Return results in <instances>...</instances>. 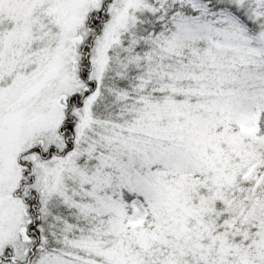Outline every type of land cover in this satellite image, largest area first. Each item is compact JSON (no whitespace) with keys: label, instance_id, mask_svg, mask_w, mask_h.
Instances as JSON below:
<instances>
[{"label":"snow or ice","instance_id":"6c2138e0","mask_svg":"<svg viewBox=\"0 0 264 264\" xmlns=\"http://www.w3.org/2000/svg\"><path fill=\"white\" fill-rule=\"evenodd\" d=\"M0 264H264V0H0Z\"/></svg>","mask_w":264,"mask_h":264}]
</instances>
